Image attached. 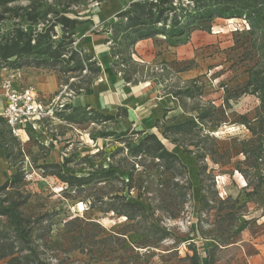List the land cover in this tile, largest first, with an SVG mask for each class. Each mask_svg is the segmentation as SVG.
Here are the masks:
<instances>
[{"label": "rangeland", "instance_id": "rangeland-1", "mask_svg": "<svg viewBox=\"0 0 264 264\" xmlns=\"http://www.w3.org/2000/svg\"><path fill=\"white\" fill-rule=\"evenodd\" d=\"M108 1L88 0L75 9L81 21L75 45L103 71L92 89L73 96L53 71L0 70V80L13 75L45 97L59 96L64 108L114 116L99 125L56 123L24 145L0 124V186L21 172L22 180L8 193L28 196L22 213L33 230L31 238L16 244L31 257L30 264H191L194 251L200 264L204 258L207 264H240V258L254 252L250 236L255 238L264 224V106L249 94L227 102L225 97L244 86L251 69L264 74L261 43L236 20L200 23L178 40L159 36L138 45L141 56L132 55L137 81L127 84L111 72L110 45L98 32L132 0H118L114 14L104 18ZM17 21L1 22L0 37ZM21 25L32 29L26 22ZM184 87L194 97L184 99L183 109L173 96ZM119 108L126 110L125 119L116 117ZM192 108L210 110L202 133L216 142L217 150L204 160L196 159L192 146L188 153L164 140L158 128L174 117L196 116V111L184 112ZM128 129L155 134L178 157L180 175H163L150 161L143 166L116 151L123 145L115 136ZM53 164L62 175L91 180L70 187L53 175L56 170L42 169ZM109 166L132 168L133 173L104 177ZM227 198L231 201L222 205ZM0 231L15 240L8 219L0 217ZM219 238L226 241L217 243Z\"/></svg>", "mask_w": 264, "mask_h": 264}, {"label": "trees", "instance_id": "trees-1", "mask_svg": "<svg viewBox=\"0 0 264 264\" xmlns=\"http://www.w3.org/2000/svg\"><path fill=\"white\" fill-rule=\"evenodd\" d=\"M88 0H0V23L6 20H18L14 27L0 37V70L41 69L53 71L59 76L61 86H66L73 96H78L92 89L103 71L93 56L76 47V27L81 24L76 12L82 2ZM220 19L239 21L246 25L247 35L257 39L259 57L264 67V0H140L133 1L114 15L105 30L98 32L106 36L105 43L110 47V70L125 83H135L137 62L132 58L135 45L143 40L162 36L165 39L178 40L196 29L200 23ZM26 22L30 28L25 29L21 23ZM194 83V82H193ZM201 95L202 86H196ZM190 88L184 87L174 92V98L184 109V99H192ZM252 95L264 106V74L251 69L244 86L234 92L233 96L225 97V102L237 99L242 95ZM70 111L66 115L65 111ZM196 116H186L182 119L171 118L158 128L164 140L185 149L195 148L197 160H204L216 154V142L203 134L202 127L207 126L210 110L192 108ZM126 118V110L118 109L116 117ZM60 118L71 124H102L113 120L114 116L103 115L97 110L71 108L66 106ZM0 124H4L0 119ZM6 126V125H5ZM109 136L115 134H107ZM105 137V136H104ZM115 142L123 145L116 149L125 152L132 161L144 166L150 161L154 168L160 169L163 175L177 176V168L182 167L178 157L169 152L161 140L153 133L126 130L117 134ZM15 139V138H14ZM193 139H196L195 141ZM16 140V139H15ZM17 141V140H16ZM1 148L7 149L3 146ZM133 165L135 164L132 162ZM132 165V167H133ZM137 165V164H136ZM60 166L43 165L42 169L56 170L53 172L60 181L74 188H81L90 182V177L62 175ZM104 175L116 176V171L125 172L129 176L133 170H125L109 166ZM21 172H17L0 186V217L10 221L16 234L11 241L8 235L0 231V261L5 264H30L33 261L17 241L31 238L32 228L27 226L22 213V207L27 203V197L13 190L22 180ZM227 198L222 205L230 202ZM236 201L232 202L226 216L231 215ZM127 205V204H126ZM129 206V205H127ZM225 209V208H222ZM221 209V210H222ZM26 224V225H25ZM224 243L225 238L217 239ZM191 264H200L197 253L190 257ZM203 264H207L204 258Z\"/></svg>", "mask_w": 264, "mask_h": 264}, {"label": "built area", "instance_id": "built-area-1", "mask_svg": "<svg viewBox=\"0 0 264 264\" xmlns=\"http://www.w3.org/2000/svg\"><path fill=\"white\" fill-rule=\"evenodd\" d=\"M64 110L59 96L45 97L34 86L20 83L13 75L0 80V119L21 145L31 136L46 134L56 123L64 124L60 118Z\"/></svg>", "mask_w": 264, "mask_h": 264}, {"label": "crops", "instance_id": "crops-1", "mask_svg": "<svg viewBox=\"0 0 264 264\" xmlns=\"http://www.w3.org/2000/svg\"><path fill=\"white\" fill-rule=\"evenodd\" d=\"M133 1H140V0H132L131 2H133ZM129 3L130 2H128L127 4H129ZM127 4L125 5V7L127 6ZM117 5H119L118 0H110V1L106 2L103 6V10H105L107 12L104 11V14L102 12L103 17L108 18V17L112 16L114 14L113 11ZM148 40L140 41L135 45L134 51H135L136 56H139V57L141 56V54H140L141 52H139L138 48H137L138 45L147 46ZM26 70H31V69L11 70L10 72L22 73ZM20 83H22V82L20 81ZM254 237L255 238L250 236V239H252L251 244L254 246V252L248 256L245 255L242 258H240L239 259L240 264H264V224L259 228L258 232L254 235Z\"/></svg>", "mask_w": 264, "mask_h": 264}]
</instances>
